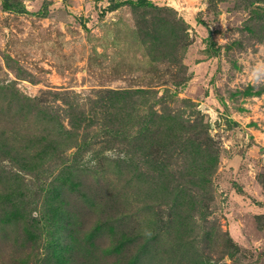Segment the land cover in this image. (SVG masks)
Wrapping results in <instances>:
<instances>
[{"label":"rangeland","instance_id":"1","mask_svg":"<svg viewBox=\"0 0 264 264\" xmlns=\"http://www.w3.org/2000/svg\"><path fill=\"white\" fill-rule=\"evenodd\" d=\"M0 0V264H264V0Z\"/></svg>","mask_w":264,"mask_h":264},{"label":"trees","instance_id":"2","mask_svg":"<svg viewBox=\"0 0 264 264\" xmlns=\"http://www.w3.org/2000/svg\"><path fill=\"white\" fill-rule=\"evenodd\" d=\"M139 2H140V3H145V2H147V1H145V0H139Z\"/></svg>","mask_w":264,"mask_h":264}]
</instances>
